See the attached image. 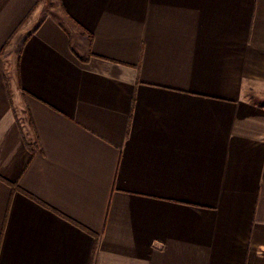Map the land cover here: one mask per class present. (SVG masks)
<instances>
[{
  "label": "crops",
  "instance_id": "0c3cea01",
  "mask_svg": "<svg viewBox=\"0 0 264 264\" xmlns=\"http://www.w3.org/2000/svg\"><path fill=\"white\" fill-rule=\"evenodd\" d=\"M0 264H264V0H0Z\"/></svg>",
  "mask_w": 264,
  "mask_h": 264
}]
</instances>
